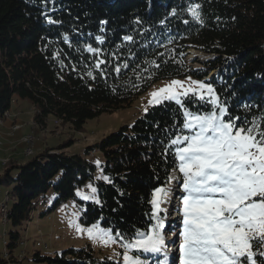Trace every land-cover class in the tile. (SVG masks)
Returning a JSON list of instances; mask_svg holds the SVG:
<instances>
[{
	"label": "trees",
	"instance_id": "trees-1",
	"mask_svg": "<svg viewBox=\"0 0 264 264\" xmlns=\"http://www.w3.org/2000/svg\"><path fill=\"white\" fill-rule=\"evenodd\" d=\"M194 4L200 20L189 11ZM191 47L207 58L188 59ZM214 70L208 81L230 114L240 117L237 123L264 120V0H0V123L14 101L27 98L42 128L54 116L80 130L88 119L130 105L159 79H206ZM184 103L199 112L211 107L192 97ZM182 123L183 109L164 101L83 154L64 151L69 141L21 163L9 159L0 184H16L5 200L7 208L14 202L0 264L29 258L21 243L36 210L53 195L49 210L78 200V188L88 184L100 203L79 201L82 223H99L126 240L146 231L154 223L152 192L169 187L176 169L166 149ZM96 152L100 165L89 158ZM31 258L38 264H116L87 247L37 250Z\"/></svg>",
	"mask_w": 264,
	"mask_h": 264
},
{
	"label": "snow or ice",
	"instance_id": "snow-or-ice-1",
	"mask_svg": "<svg viewBox=\"0 0 264 264\" xmlns=\"http://www.w3.org/2000/svg\"><path fill=\"white\" fill-rule=\"evenodd\" d=\"M199 8L198 4L189 8L196 20H200ZM87 50L97 51L91 46ZM99 63L103 62L97 67ZM150 95L149 105L172 101L183 109L181 130L166 149L173 151L183 193L182 226L176 233L178 256L172 264H264V120L238 124L240 117L230 114L214 87L191 77L186 82L172 80ZM188 97L211 107L205 112L193 111L185 106ZM174 179L179 180L169 177L167 184ZM88 187L92 195L82 191L77 195L100 203L95 197L97 189L91 184ZM170 192L165 185L153 190L150 221L154 223L146 231H138L130 240L115 234L124 249L122 264H147L143 254H162L165 258L158 264H169V243L176 244L166 235L168 210L164 206L170 202ZM69 224L73 226L74 221ZM74 226L78 233L85 231L79 224ZM86 232L90 240L104 246L116 242L112 230L97 224Z\"/></svg>",
	"mask_w": 264,
	"mask_h": 264
},
{
	"label": "rangeland",
	"instance_id": "rangeland-1",
	"mask_svg": "<svg viewBox=\"0 0 264 264\" xmlns=\"http://www.w3.org/2000/svg\"><path fill=\"white\" fill-rule=\"evenodd\" d=\"M197 58L205 60L207 57L205 54L199 52L197 48L191 47L189 49L188 59L194 61ZM193 65L197 67V63H193ZM217 72L216 70L212 71L206 79H200L190 75L159 79L151 85L148 91L136 97L130 105L110 112H103L90 118L83 124L80 130H74L71 124L63 123L54 116H49L47 124L42 128V126L34 121L35 108L32 102L27 98L17 99L12 104L6 119L0 123V173L3 171V167L8 165L9 159H16L21 163L39 154L47 147H58L62 143H68L69 141L71 145H66L64 151L83 154L87 146L100 142L101 139L118 130L123 125L133 124L135 120L145 112V108L148 109L149 106H151L148 104V101L151 99L150 94L152 92L168 85L172 80L186 82L189 77L193 80L210 83L208 80ZM29 137L31 138V142H28V139H30ZM89 158L95 161L97 165H100L103 161L100 152L90 154ZM176 177L179 178V180L174 179L175 183L172 181L171 185H169L171 188L170 202L164 206L168 210L166 235L168 233L172 234V231L175 232V234L178 233L182 226L180 215V197L183 195L180 187L182 175L178 173ZM15 184L16 182L13 180L9 184H0V200L3 202L7 200V192H9ZM88 185L78 188L77 191L92 195ZM91 185L95 187V185ZM95 197L96 199L98 198L97 192L95 193ZM77 198L78 200H72L67 210L64 205L49 210L56 199V196L53 195L46 206H42L34 212L32 219L29 221L24 231V239L21 243V248H23L22 254L29 255L28 259L24 258L25 260H22L23 264H38L31 258L33 253L37 250H42L43 252L47 251L53 254L55 251L62 252L69 247L91 248L101 259L108 257L113 259L116 264H122L121 254L124 249L122 248V244L118 242V238L115 235L116 233L110 228L95 223L103 229L112 230L116 240L115 243L104 246L99 241H93L88 238L86 230L93 224L86 225L80 220L81 202L79 201L88 202L95 200H83L78 195ZM13 202V199L8 201V209L12 207ZM70 221H74L73 226H70ZM75 224H79L85 231L83 233H78L74 226ZM8 228L9 224H4L2 215L0 214V240H2V233L8 230ZM177 236L175 237L176 244L172 245L169 243L168 246L170 250L168 254L169 264H172L174 258L178 256L177 249L180 240ZM171 240H173L172 236L169 237L168 241ZM38 241L43 245H37ZM45 245H47L46 248ZM5 255L7 256V252H5ZM145 257L147 258V264H150V262L154 260L162 261L165 258L162 254H143L142 259Z\"/></svg>",
	"mask_w": 264,
	"mask_h": 264
},
{
	"label": "bare ground",
	"instance_id": "bare-ground-1",
	"mask_svg": "<svg viewBox=\"0 0 264 264\" xmlns=\"http://www.w3.org/2000/svg\"><path fill=\"white\" fill-rule=\"evenodd\" d=\"M30 138V137H29ZM31 140V138L30 139H28V142H31L30 141ZM29 148V147H28ZM72 201H68L67 203H65V205H64V207L68 204V208H69V205H70V203H71ZM8 208H7V205H6V203L5 202H3L2 200H0V214L2 215V220H3V222L4 223H6V221H7V218H8ZM6 232H4V237L6 236ZM2 237H3V234H2ZM6 240L4 239V245L6 246ZM37 245H43L41 242H39L38 241V244ZM46 246L47 245H45V248H46Z\"/></svg>",
	"mask_w": 264,
	"mask_h": 264
},
{
	"label": "built area",
	"instance_id": "built-area-1",
	"mask_svg": "<svg viewBox=\"0 0 264 264\" xmlns=\"http://www.w3.org/2000/svg\"><path fill=\"white\" fill-rule=\"evenodd\" d=\"M65 209H66V210L68 209V204L65 206Z\"/></svg>",
	"mask_w": 264,
	"mask_h": 264
}]
</instances>
